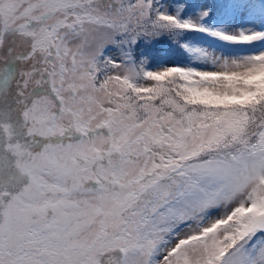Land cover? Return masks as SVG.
Wrapping results in <instances>:
<instances>
[{
	"label": "snow or ice",
	"instance_id": "snow-or-ice-1",
	"mask_svg": "<svg viewBox=\"0 0 264 264\" xmlns=\"http://www.w3.org/2000/svg\"><path fill=\"white\" fill-rule=\"evenodd\" d=\"M0 264H264V0H0Z\"/></svg>",
	"mask_w": 264,
	"mask_h": 264
}]
</instances>
